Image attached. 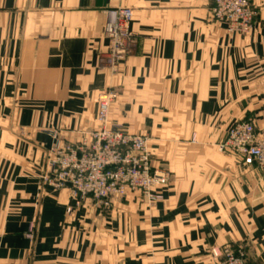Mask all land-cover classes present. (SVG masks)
Listing matches in <instances>:
<instances>
[{
	"label": "crops",
	"instance_id": "obj_1",
	"mask_svg": "<svg viewBox=\"0 0 264 264\" xmlns=\"http://www.w3.org/2000/svg\"><path fill=\"white\" fill-rule=\"evenodd\" d=\"M251 3L240 36L212 0H0V264H221L226 247L264 264V174L218 151L236 122L264 131V0ZM125 8L135 44L111 71L103 27ZM107 91L110 122L169 176L159 201L76 207L41 180L53 134L81 142Z\"/></svg>",
	"mask_w": 264,
	"mask_h": 264
},
{
	"label": "built area",
	"instance_id": "obj_2",
	"mask_svg": "<svg viewBox=\"0 0 264 264\" xmlns=\"http://www.w3.org/2000/svg\"><path fill=\"white\" fill-rule=\"evenodd\" d=\"M211 18L225 25L230 34L245 36L253 27L256 16L251 0H212ZM132 11L117 9L108 12L103 36L108 41L102 56L103 64L116 71L134 47L130 31ZM117 98L115 91L103 92L97 105V129L76 144H63L55 140L47 152L45 173L41 180L54 191L67 189L75 206L85 199L107 209L113 200L130 193H140L147 201L161 200L159 190L167 186L169 176L163 171H152L151 154L144 136L126 133L109 120L111 105ZM218 151L256 164L264 174V131H256L251 121L236 122L227 131ZM72 208L67 209L70 214ZM29 242L34 240V225L26 232ZM221 264H248L243 249L226 247L212 250Z\"/></svg>",
	"mask_w": 264,
	"mask_h": 264
}]
</instances>
